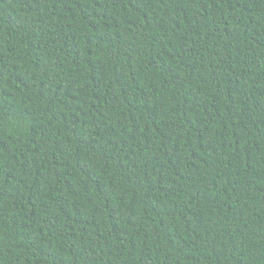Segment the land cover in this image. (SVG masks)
Listing matches in <instances>:
<instances>
[{
    "label": "trees",
    "instance_id": "1",
    "mask_svg": "<svg viewBox=\"0 0 264 264\" xmlns=\"http://www.w3.org/2000/svg\"><path fill=\"white\" fill-rule=\"evenodd\" d=\"M0 264H264V0H0Z\"/></svg>",
    "mask_w": 264,
    "mask_h": 264
}]
</instances>
